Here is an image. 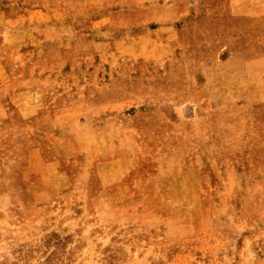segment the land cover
Returning <instances> with one entry per match:
<instances>
[{"label":"rangeland","instance_id":"obj_1","mask_svg":"<svg viewBox=\"0 0 264 264\" xmlns=\"http://www.w3.org/2000/svg\"><path fill=\"white\" fill-rule=\"evenodd\" d=\"M198 3L0 0V264H264V101L197 107L192 61L264 37Z\"/></svg>","mask_w":264,"mask_h":264},{"label":"crops","instance_id":"obj_2","mask_svg":"<svg viewBox=\"0 0 264 264\" xmlns=\"http://www.w3.org/2000/svg\"><path fill=\"white\" fill-rule=\"evenodd\" d=\"M198 2H201L198 3V9L202 8L205 12H212L216 9L225 14L221 19L227 22L225 24L221 22L220 29L223 31L219 36L220 40L223 37L227 38L226 41L222 40L223 44H252L254 46L263 43L264 0H198ZM84 3L87 6L79 11L90 12L91 8L88 2ZM2 7L3 4L0 9ZM167 9L169 8L167 7ZM3 12H6L4 8L1 13ZM29 12H43V8L41 10H25L23 13ZM20 15L18 14V16ZM195 17L197 18V16ZM195 17L191 15L182 16L180 20L183 24L191 18H194L195 21ZM1 18L4 19V15H1ZM206 19L210 21L212 16H206ZM164 27L167 30H172L171 24H165ZM164 32L157 33L155 31V35H151L153 38H150V43L156 35L158 37V34L162 35ZM167 37L169 38V36ZM170 42L171 40L165 39L159 44H164L163 48H165ZM247 50H230L229 47L223 46L212 58L205 60V58L197 56L192 60L195 67L194 76L198 83L197 87L202 88L203 92L202 98L196 102L197 107L200 105V107H206L209 110L218 109L225 112L236 109L247 114L253 106L264 101V55L252 57L247 55ZM5 59H7L5 55H0V109L7 118L8 110L13 108L15 111L20 104V110L27 109L26 107L30 104L28 100L21 99L23 100L20 101L21 103H17L16 100L21 97L24 98V95H28L31 91L27 88L24 90L19 88L20 83L14 81L7 71Z\"/></svg>","mask_w":264,"mask_h":264}]
</instances>
